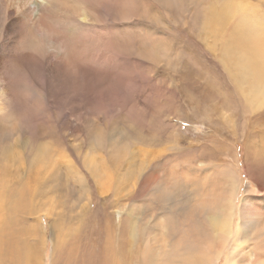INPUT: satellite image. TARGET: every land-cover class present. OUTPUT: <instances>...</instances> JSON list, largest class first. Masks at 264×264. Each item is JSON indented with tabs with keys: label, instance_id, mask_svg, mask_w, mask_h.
<instances>
[{
	"label": "rangeland",
	"instance_id": "obj_1",
	"mask_svg": "<svg viewBox=\"0 0 264 264\" xmlns=\"http://www.w3.org/2000/svg\"><path fill=\"white\" fill-rule=\"evenodd\" d=\"M79 1L86 20L78 18L82 25L73 31L69 52L50 49L42 62L21 66L18 78L28 86L16 103L0 84V181L28 208L13 212L9 231L17 241H9L18 249L21 239L38 247L42 264H51L52 256L55 264H91L104 252L109 217L119 223L118 201L126 222H135L133 212L141 220L137 227L149 223L154 228L147 231L157 235L160 224L169 225L162 220L169 214L159 208L164 201L135 211L147 196L127 195L152 169L184 202L208 180L206 226L214 215L223 219V208L230 213L232 195L231 233L217 264H226L231 246L242 250L233 264H264V240L246 242L239 211L248 184L258 188L252 178L264 185V79H258L264 73V0ZM3 18L0 3V50L14 51L17 36L14 29L3 32ZM176 153L191 158L193 167L175 168ZM219 164L237 185L217 176ZM180 181L186 185L179 188ZM29 233L34 236L27 240ZM62 233L65 244L59 245L56 234ZM11 247L1 261L11 260Z\"/></svg>",
	"mask_w": 264,
	"mask_h": 264
},
{
	"label": "bare ground",
	"instance_id": "obj_2",
	"mask_svg": "<svg viewBox=\"0 0 264 264\" xmlns=\"http://www.w3.org/2000/svg\"><path fill=\"white\" fill-rule=\"evenodd\" d=\"M0 3H3L4 6L3 27L5 28L3 29V32L6 33L9 31H13L14 29L15 34L17 36V41L16 43L14 42L15 43L14 51L6 52L0 50V60H1L0 84L4 88L5 94L11 98L13 103L14 102L16 103V101H18L22 97V96L20 97L21 93H19V91L20 92L23 91L21 89H24L26 86H28V84L23 80L22 76L20 77V79L18 78V73L21 69V66L24 68H28L35 62L38 63L42 62L43 58H45L46 56V53L50 49H54L57 54L61 52L64 55V52L68 50L74 38H76L75 37L76 34L75 33L73 34V31L75 30L77 31L79 27L82 25L80 24L81 20L79 21L78 18L81 17L82 20H86V19L84 18L85 16L84 13L80 11V9L83 8L81 7L79 0H0ZM247 41L251 43V40L248 39ZM248 44L249 43H247L246 45ZM0 49H1V42H0ZM248 53L249 52L247 50V54ZM258 55H260V53ZM262 55H264V53ZM250 59H253V57ZM261 59L262 58H260V60ZM253 65L254 64H252V66ZM258 72L257 74H259ZM258 79H264V73H260L258 75ZM37 82H39V80ZM104 88H107V86ZM112 90L110 89V92ZM240 92L242 93V90ZM100 95L102 96V94ZM262 96H264V92ZM105 97L106 96H104V98ZM258 97L255 96V98L257 99ZM248 102L250 103L251 101ZM182 159L183 158L179 154L176 153L174 155L173 162L175 168L182 164L186 165L188 168L193 167L190 163L191 158L189 160H184L186 158H184L183 160ZM124 163L126 164V162ZM88 164L90 169L94 168L92 163H88ZM197 169L198 168H196L195 171H199ZM209 169H212V167H209ZM150 170L148 169V172H143L142 174H140L142 177L141 180L137 183L134 182L136 184V187L134 183L132 184L133 192H127L128 196L132 194H134L137 197L139 196L141 198H143V196L145 195L147 196V198L145 199L146 203H143L141 207L138 206V209L137 210L135 209V211H138L141 208L145 210L150 208L149 202H156L158 204V201L163 200L165 206L159 205V208H164L162 212H166L169 215H171V217H169V215H166L165 217L162 216L163 217L162 220H164L163 222L168 221L169 225L183 226L185 227V231L184 232L175 231L176 232L175 233L171 226L167 224H160L157 228H159V230L161 231H158L156 235L151 231H147L148 227L150 229L154 227L150 226L149 223H143V222H140L141 226L139 228L137 227L138 226L137 221H141V220L137 218L136 215L133 214V212H129V213L130 216L135 220V222L134 223L126 222L128 221L126 217H128L129 215L126 216L122 213L124 212V204L118 201L114 205V207L120 214L119 223L117 225L115 224V221L111 223V218L109 217L110 225L107 226L109 230L106 229L107 231L106 234L108 235V237L107 239H105L102 250L104 252H102L103 254L101 253V255L95 254L90 263L91 264H217L221 255L222 247L224 246L225 242L227 241V238L230 236L231 233L230 225L232 222L231 216L233 211V207H232L233 196L231 195V198L229 199L228 202L230 213L227 212L225 208H223L224 206H219L223 208L219 214L223 216V219L219 218V216L217 215H214L213 217L206 219L207 221V226H206L204 215L206 214L208 207L212 206V202H209L212 189H210V186L207 184L208 180L205 179V181L203 180L204 182H201L195 194L196 198L190 201L188 200V202L187 200L186 202H184V200L187 198L185 199L182 198L184 200L179 201L176 197L179 194L177 192L178 189H176V187L173 186V184L171 183L165 184L161 182L162 177L158 178L156 176L155 170L149 172ZM257 171L261 172V169ZM217 176L220 177L221 180H225V182L231 185H237L238 183L235 182L236 178L220 164L217 166ZM255 178H252V180L256 182L255 184L258 186V188L255 189L251 183L248 184L250 185L248 186L249 190L246 188L248 197H246L243 200V203L241 204L242 206L239 210L240 217L242 220V225L246 230V233H244L243 235H248L246 242L252 240L253 241H259V240L261 241L262 239L264 240V185L261 184L262 182L261 177H258V179ZM178 181L176 183H178ZM7 184L8 182L0 181V255H2L6 250V248H8L9 244H11L12 247L10 249V256H9L11 260H9L10 262L1 261V257H0V264H42L43 262L41 259H39V255H38V250H39L38 247L34 248L31 245H25L23 244L22 241L23 239H21V241L19 242L20 244L19 247L22 246V248L18 249L17 246L11 243L12 241H9V237L14 236V233L9 231L10 228L9 224L12 223L11 218L13 212L15 215H20L22 213H25L28 210V208L25 206L24 203L26 199H24L22 195H20L21 198L19 199H13V197L10 194L9 188L7 187ZM185 185L186 184L184 182L181 181L179 182V188ZM153 191H154V195L152 193ZM179 192L181 193L182 191ZM223 194L224 192L219 191L218 197L220 198L224 197ZM223 202L226 203L224 199ZM215 208L218 207L215 205ZM111 210L112 211L110 213L116 212V210L114 209ZM125 213L127 212L125 211ZM2 214L10 215V217H7ZM152 221L154 222V219H152ZM207 230L209 231V233ZM63 233L60 236L56 234V239H57L56 242L59 245L65 244L64 241L66 237L64 234H66L67 232L64 234ZM30 235L34 236V233L31 234L29 233L27 240H29ZM74 235H76V232L74 233ZM239 235L240 234L237 233L238 237L236 238L239 239L240 238ZM39 237L43 238L42 234H39ZM14 239L16 240L15 236ZM72 240H73L72 245H75L74 237ZM56 242L54 244V247H52L54 249ZM63 245L61 246L62 249L64 248ZM71 248H72L71 250H74V247ZM15 250L17 252L14 254ZM68 250L70 251L69 248ZM241 251L242 250L238 252L237 250L235 252L234 247L231 246V252L229 258L227 259L226 264H233L235 262L234 261L235 257ZM61 259L63 258L61 257ZM245 259L249 260L247 254H245ZM50 263L55 264L53 256L51 257Z\"/></svg>",
	"mask_w": 264,
	"mask_h": 264
}]
</instances>
